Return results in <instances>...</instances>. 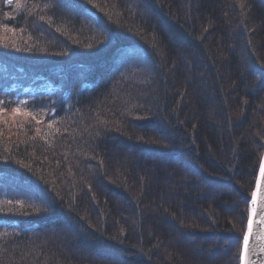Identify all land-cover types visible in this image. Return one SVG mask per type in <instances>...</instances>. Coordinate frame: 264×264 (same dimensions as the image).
<instances>
[{
  "label": "trees",
  "instance_id": "obj_1",
  "mask_svg": "<svg viewBox=\"0 0 264 264\" xmlns=\"http://www.w3.org/2000/svg\"><path fill=\"white\" fill-rule=\"evenodd\" d=\"M263 148L264 0H0V264H239Z\"/></svg>",
  "mask_w": 264,
  "mask_h": 264
},
{
  "label": "water",
  "instance_id": "obj_2",
  "mask_svg": "<svg viewBox=\"0 0 264 264\" xmlns=\"http://www.w3.org/2000/svg\"><path fill=\"white\" fill-rule=\"evenodd\" d=\"M262 166H264V148L248 205V218L242 238L239 264H264V175L261 174ZM253 193H256L255 203H253ZM249 221H251L250 231ZM246 235L248 243L245 247L244 237Z\"/></svg>",
  "mask_w": 264,
  "mask_h": 264
},
{
  "label": "snow or ice",
  "instance_id": "obj_3",
  "mask_svg": "<svg viewBox=\"0 0 264 264\" xmlns=\"http://www.w3.org/2000/svg\"><path fill=\"white\" fill-rule=\"evenodd\" d=\"M8 3L11 4L12 0H8ZM261 174L264 175V166H262L261 168ZM257 187L259 188V184L257 185ZM255 198H256V193H253V203H255ZM251 230V221H249V231ZM244 243H245V247L247 246L248 243V236L246 235L244 237Z\"/></svg>",
  "mask_w": 264,
  "mask_h": 264
},
{
  "label": "rangeland",
  "instance_id": "obj_4",
  "mask_svg": "<svg viewBox=\"0 0 264 264\" xmlns=\"http://www.w3.org/2000/svg\"><path fill=\"white\" fill-rule=\"evenodd\" d=\"M12 116L13 117H20L21 119H24L26 117V113L22 111L12 110Z\"/></svg>",
  "mask_w": 264,
  "mask_h": 264
}]
</instances>
